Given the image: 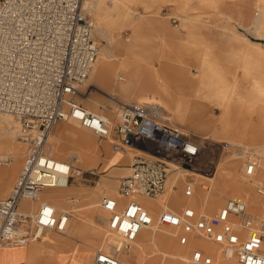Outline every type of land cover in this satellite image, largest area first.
Masks as SVG:
<instances>
[{
    "label": "built area",
    "instance_id": "built-area-1",
    "mask_svg": "<svg viewBox=\"0 0 264 264\" xmlns=\"http://www.w3.org/2000/svg\"><path fill=\"white\" fill-rule=\"evenodd\" d=\"M93 1L0 0V114L16 120L19 140L27 147L16 184L0 200V249L27 246L49 232L65 231L70 212L58 216L46 202L35 214H24L19 208L22 201H40L44 190L66 188L75 176L83 175L46 152L55 126L74 121L92 130L99 145L110 143L115 153H135L130 174L118 185V194L127 202L121 204L109 196L100 202L110 214L108 229L119 237V244L112 253L98 250L91 264H130L120 254L130 251L141 232L151 228L174 229L182 247L193 239L218 245L226 262L264 264V212L251 213L242 199H228L216 214H199L189 206L180 211L163 208L153 215L139 202V198L158 200L169 184L173 192L182 189L185 198H193L199 188L210 193L216 165L210 155L215 148H207L200 137L159 118L153 105L126 104L117 121H112L78 103L79 90L99 54L86 9ZM246 154L244 148L237 149L246 177L252 178L259 162ZM12 162L0 158V166ZM217 261L193 248L188 264Z\"/></svg>",
    "mask_w": 264,
    "mask_h": 264
},
{
    "label": "rangeland",
    "instance_id": "rangeland-1",
    "mask_svg": "<svg viewBox=\"0 0 264 264\" xmlns=\"http://www.w3.org/2000/svg\"><path fill=\"white\" fill-rule=\"evenodd\" d=\"M119 1L121 3H119ZM119 1L96 0L95 2H88V5H86V9L94 25V39L98 44L100 52L102 53L103 48H107L119 54L122 50L132 46L131 51L128 53V58L131 69L137 78L141 75H149L150 71H156L160 74L159 76L162 81L164 79L168 81L171 76L180 77L182 71H185L187 81H190L186 86L190 89L191 93L194 92L193 96H188V98L192 103H195V99L201 101L207 106L208 112L212 113L214 119L217 121H219V116L222 111L221 104L224 102L231 103L234 111V115L230 118L231 124L233 127L241 126V135H226L221 128L219 129V133L210 131L207 132L209 135L204 136V133L195 134L193 131L190 132L198 137L208 136L211 140L228 143L223 145V147L221 146L219 150L215 149V154L210 155L216 163L213 171L215 178L211 181L212 192L216 190L215 182H217L221 176L222 168L230 167L232 168V175L227 177L228 180L238 183L246 182L255 184L253 186V192L261 199H264V158L260 157L259 150L261 149L260 147H264V139L251 141L247 138V131L245 130V125L251 122L253 125H257L258 123L262 124L264 122V111H262V113L260 112L261 109L264 110V38H260V36H264V26L258 30H256L255 27V19L259 15L264 14V0H227L223 2L216 1L214 3H207L203 9V17L193 21H183L180 18L181 13L177 7L171 5V3H166L160 6V16L143 18V30L139 34L134 33L132 30L115 33L114 38L116 41L110 43L106 38L100 37V35L105 36V34L110 33L116 28L117 24L124 20L129 14L126 7V0ZM158 7L159 6L155 9H158ZM138 12L144 14V8L141 6L138 7ZM112 14H114L115 17H113L114 15ZM172 18L177 20L176 24L173 23ZM147 20H153L151 25L146 24ZM139 22L142 23V21ZM238 32L245 35L251 41L260 43L261 45L256 46L247 43L242 37H239ZM244 43L249 44V49L246 48ZM182 48L186 49L185 59L181 57ZM122 58L123 57H121V59ZM165 67L167 68L165 69ZM88 84H84L81 87L80 93ZM151 84L156 87L155 80ZM176 84L177 83L172 85L171 83L169 89H165L167 91L160 90L159 96H141L128 101L139 104H145L147 102L159 103L164 105L165 108L175 115V111L170 110L164 100L165 98H173V100H176L175 89L179 85ZM190 91L185 94H189ZM97 92L99 91H97L96 87H91L89 90V93L95 96ZM198 94L199 97H195V95ZM78 103L85 108L87 107L86 103L79 102V99ZM108 103L109 102L105 100L103 105L107 106ZM118 110L119 109L107 112L104 108H98L95 113L100 114L104 111L107 114L109 113L108 115L111 117L112 121H117L116 114ZM223 115H225V113ZM0 117L4 118L3 121L0 122V134L10 126L11 131L14 133L12 137L0 143V155H6L10 154L7 150L9 146L13 148L15 145L22 143L17 137L16 124L8 117ZM167 119L173 124L178 125L173 117H167ZM219 126L222 127L220 123ZM64 127H72L76 131L85 133L89 137V145L92 149L89 150L88 147L84 148L71 140H63L64 142H61L56 132L58 129ZM81 128L79 124L76 125L71 122H61L57 124L53 129L50 144L55 148L53 151V157L55 159L67 163L71 160L69 164L77 166V163L69 159L76 155L80 161L79 167H83L82 160L84 158L89 160L95 158L93 152L96 149L101 151V154L97 158V168L81 169L76 167L83 172V175L73 178L70 186L71 190L74 192L64 198L63 204L60 206L61 211L59 212L60 214L62 211L70 212L72 222L75 225L81 226L83 229H87V233H90L94 228H99L102 231V240L98 242L97 247L92 251V262L98 250H110L106 243L107 241L113 242L116 236L109 232L108 221L110 214L101 208L100 201L105 195L110 197L117 196L118 179L129 175L130 171L124 168L131 164L135 153L131 151H128V153H115L110 143L99 145L96 135L84 131ZM7 141L9 142L7 143ZM22 146L25 152L20 163V168L10 180L7 192L4 196L0 197V200L10 195L22 170L27 151V147L24 144H22ZM106 147L108 149L107 151L105 150ZM239 147L245 149L247 158L259 159L257 172L252 178L246 177L244 159L236 155ZM48 150L49 148L47 147L46 152ZM116 154H119L120 157L115 165V163H110V159L116 156ZM11 164L9 166H0V168L8 169ZM90 173L95 174L91 175ZM105 184L108 185V187L106 192L103 193ZM112 192L113 194L110 195ZM171 193L175 195L181 193L183 197H185L182 189L178 192L172 191ZM171 193L170 190H168V192L155 201L167 202ZM203 195H205V192L199 188L193 198L198 199ZM232 197L231 195H227L221 205L212 212L207 213L202 211L199 212V214H216L225 205L226 201ZM193 198L185 199L192 202L195 201L192 200ZM89 203H95L96 207L91 209L90 206H88ZM158 205L160 208L164 207L161 202H159ZM182 209L175 210L180 211ZM249 210L251 213H254L251 208H249ZM91 211L96 212L95 216L94 213H90ZM261 212H264V210ZM158 213H160V211L156 212L155 215ZM97 215L103 216L106 221L101 223V225H97L99 224L97 221L98 217H96ZM157 230H168L175 233L172 228H157ZM169 234L170 233H166L165 235L169 236ZM46 235L50 237L51 235L62 236L61 233L55 231L49 232ZM46 235L45 238L43 237L40 241L33 243L48 244L49 238L46 237ZM81 237L83 236L81 235ZM150 239L151 236L147 238V241ZM176 240L177 249L184 248V246H180L178 237H176ZM69 242L71 245H69L70 247H65L63 249L64 252L72 250V248L77 245L75 239H69ZM151 247H155L157 252L149 254L145 251V254H143L144 259H147L145 264H180L172 260L169 256H166V251L163 249L167 248L164 244L157 243ZM79 248L82 250L83 246L79 244ZM85 249H87V247ZM132 251L122 253L120 256L134 263ZM192 251L193 248L190 249L187 254L188 262ZM219 252H216L217 256L215 257L220 256ZM129 254L130 258H127L126 256ZM73 260L77 262V264H81L77 258H73ZM85 262L89 264V261ZM188 262L185 264H188Z\"/></svg>",
    "mask_w": 264,
    "mask_h": 264
},
{
    "label": "crops",
    "instance_id": "crops-1",
    "mask_svg": "<svg viewBox=\"0 0 264 264\" xmlns=\"http://www.w3.org/2000/svg\"><path fill=\"white\" fill-rule=\"evenodd\" d=\"M216 1L223 2L227 0H126L127 2L126 7L129 11L128 16L126 14L127 17L124 20L120 21L117 24L116 28L113 29L110 33L105 34V36L100 35V37L106 38L110 43H114V41H116L114 38L115 33H121L127 30H132L134 33L139 34L143 30V22H144L143 18L146 17L152 18V17L160 16V6L166 3H171V5L177 7L179 12L181 13L180 18L183 21H193L203 17L204 14L203 9L207 3H214ZM119 3L121 2L119 1ZM140 6L144 8L145 11L144 14H140L138 12V7ZM157 6H159L158 9H155ZM113 17H115V15ZM139 21H142V23ZM152 21L153 20H147L146 24L151 25ZM263 26H264V14L259 15L255 19L256 30L262 28ZM238 35L239 37H242V39H244L245 41H247V43H250L251 45H256V46L261 45L260 43L251 41L249 38H247L245 35H243L240 32H238ZM260 38L263 39L264 36H260ZM247 43L246 44L244 43V45H246V48L249 47V44ZM131 48L132 46H129L125 50H122L121 53L119 54L111 50H108L107 48L102 49V53L99 56L94 66L90 83L87 86H85V89L82 90L81 93L79 92V95L77 96L79 102L81 101L82 103H86L87 110L95 113V111L98 108L100 109L104 108L107 110V112H112V110L119 109L117 111L118 113L116 114L118 117L120 108L125 104L132 103V101H128V100L133 98H139L141 96H145V97H151L152 95L159 96L160 90L167 91L171 83L172 85L173 84L175 85V83H177L179 85L176 87V89L174 88L176 100H173V98L170 99L165 98L164 100V102L167 103L169 109L175 111V115H173L162 104L148 103V102L145 103L147 105L154 106V111L159 118L168 120L167 117H173L175 119V122L180 127L186 130L188 129V131H193L195 134L204 133L203 136L209 135L207 132L210 131H213L214 133H219L220 128L223 130V133L226 135H235V136L237 134L241 135L242 133L241 126L233 127L231 124L230 118L234 115V111L232 109L231 103L224 102L223 104H221L223 112L221 111V115L219 116L220 118L219 121L214 119L213 114L208 112L207 106H205L198 99H195V103H192V101L188 98V96H193L194 92L191 93L190 89L186 86L187 84L190 83V81H187L185 71H182L180 77L171 76L170 80L168 81L165 79L162 81L159 76L160 74H158L156 71L153 72L150 71L149 75L140 74L141 76L137 78V76L131 69L130 61L128 58V53L129 51H131ZM185 56H186V49L182 48L181 49L182 59H185ZM121 57L123 58L121 59ZM166 68L167 67H165V69ZM154 80L156 82V87L155 85L151 84L154 82ZM91 87H96L97 91H99L97 92L96 96L89 93ZM188 91H190V93L185 94L188 93ZM196 96L199 97V94L195 95V97ZM105 100L109 102L107 106L103 105V102ZM262 111L264 110L261 109L260 112L262 113ZM224 113L225 115H223ZM100 114L105 115L110 120H112L111 117L108 115L109 113L107 114L104 111H102V113ZM219 123L222 125V127L219 126ZM245 130L247 131L246 133L247 138L251 141L256 139H261V140L264 139V122L262 124L258 123L257 125H253V123L251 122L248 125H245ZM56 135L61 140V142H64L63 140H67V141L71 140L72 142H75L78 145L83 146L84 148L88 147L89 150L92 149V147L89 145V137L85 133L76 131L72 127H64L58 129ZM200 138L205 141V144L207 145L208 148H215L216 150L217 149L219 150L221 149V146L223 147V145L228 144L224 141H216L213 139L211 140L210 137L208 136L200 137ZM260 148H261L259 149L260 157L264 158V147H260ZM7 150L10 154L17 155V157L13 159V163L11 164L10 168L8 169L0 168V197L6 194L10 180L13 178L17 170L20 168V163L25 152L22 144L20 143L18 145H15V147L13 148L9 146ZM105 150L106 151L108 150L107 147L105 148ZM93 154L95 155L94 159L89 160L87 158H84L82 160L83 167H79V166L78 167L81 169L97 168V164H98L97 158L101 154V151H99V149H96L93 152ZM119 157H120L119 154H116V156L110 159V163H115L116 165V163L118 162L117 160H119ZM74 158H77V156L74 155L69 159L73 160ZM68 162H71V160ZM124 169L130 171V165H128ZM231 169L232 168L230 167H225V168L223 167L221 171V176L219 177L217 182H215L216 190L214 192L211 191L210 193H205V195H203L201 198L198 199L193 198L192 200L195 201L191 202L185 199V197H183L181 193L176 195L172 194L171 193L172 184H169L168 190H170L171 193L170 198L168 199L167 202H162V201L159 202H161L165 208H172L174 210L182 209L184 207L190 206L193 207L197 212L203 211L209 213L217 209L221 205L225 197H227V195H231L233 197L237 196L243 198L246 201L248 207L251 208V210L254 212L253 214L256 215L259 214V212L264 210V199H261L253 192V186L255 184H250L246 182L238 183L228 180L227 177L232 175ZM122 178L124 177L118 179V185ZM214 178H211L212 179L211 181H213ZM107 187L108 185L105 184V187L103 188L104 189L103 193L106 192ZM65 190L66 191L59 192L51 196V189H46L43 191L42 195L40 196V201L24 200L22 201L19 210L24 214H35L38 212L41 203L46 202L51 204L53 207H55V209L59 213L61 211L60 206L63 204L64 198L66 196H69L72 192H74L71 190V186H69ZM112 194L113 192L110 195ZM114 198H116L121 204H125L127 202L125 198L121 197L118 194V188H117V196ZM139 201L145 207H147L151 212H153V214L162 210V208H160L158 205L159 202H152L146 199H139ZM88 206H90L91 209L96 207L95 203H89ZM90 213L91 214L94 213L95 216L96 212L91 211ZM96 217H98L97 221L99 223L97 225H101V223H104L106 221V219L101 215H97ZM80 227L81 226L79 225H75L71 220L69 222L67 231L65 233H61L62 235L61 237L54 235H51L50 237L46 235V237L49 238L48 244L33 243L18 248L1 249L0 264H77L71 262L72 250H70L69 252L63 251L65 247H70L69 245L71 244L69 242V239H75L78 245L80 244L81 246H83L81 250V255L77 257V260H79L81 264H87L85 261H89L90 264L91 259L93 257L92 251L97 247L98 242H101L102 240V231L99 228H94L90 233H87V229H85L86 234L88 236L87 239L79 235L78 230L80 229ZM156 232L158 236L164 238L166 236L165 235L166 233H171L170 231L167 230L160 232H158L157 229L145 230L143 233L140 234L138 242L142 244H147L148 242L153 241ZM149 236H151V239L147 241V238ZM173 236H177V235L174 233ZM195 242L198 243V241ZM106 244L110 249L109 251L111 252V242L107 241ZM57 245L62 250H58L56 248ZM85 247H87V249H85ZM212 247L214 246L212 245ZM163 250H165L168 253H172V251H170L169 249H163ZM145 251L151 254L152 252L154 253L157 252V249L155 247H151L150 245H147ZM134 252L136 254V258L135 259L133 258L134 263H131L128 259H126V261L129 262L130 264H140V256L138 254V249L134 248ZM174 254H178V253L174 252ZM210 254L213 256H217L216 250L214 253H210Z\"/></svg>",
    "mask_w": 264,
    "mask_h": 264
},
{
    "label": "bare ground",
    "instance_id": "bare-ground-1",
    "mask_svg": "<svg viewBox=\"0 0 264 264\" xmlns=\"http://www.w3.org/2000/svg\"><path fill=\"white\" fill-rule=\"evenodd\" d=\"M114 1V0H113ZM118 1V0H117ZM87 5H88V3H87ZM101 55V52H100V50H99V54H98V58H99V56ZM98 58H97V60H98ZM97 60H96V62H97ZM96 62H95V64H96ZM95 64H94V66H95ZM94 66H93V68H92V70H91V72H90V76H89V79H88V81L86 82V84H88V82L91 80V76H92V72H93V69H94ZM85 84V85H86ZM81 89V88H80ZM79 92H80V90H79ZM79 95V94H78ZM129 104V103H128ZM126 105V104H125ZM124 106V105H123ZM122 106V107H123ZM121 107V108H122ZM120 108V109H121ZM95 114V113H94ZM96 115H98V116H101V117H104V118H108V117H106L105 115H102V114H96ZM0 116H4V117H8V118H10L11 119V121L14 123V124H16V129H17V137H18V139H19V124L11 117V116H9V115H5V114H0ZM3 119L4 118H1L0 117V122L1 121H3ZM109 119V118H108ZM74 122V121H73ZM74 123H76V124H78L77 122H74ZM14 124H13V126H14ZM56 127V126H55ZM82 129H84V130H86V131H88V132H91V133H93L94 135H95V133L92 131V130H88V129H85V128H82ZM184 129V128H183ZM186 130V129H185ZM186 131H188V130H186ZM15 132V131H14ZM53 132V131H52ZM188 132H190V131H188ZM192 133V132H191ZM13 132L11 131V126L10 127H7V129L5 130V131H2V133L0 134V143H3L4 141H6L7 139H9L10 137H12L13 136ZM193 134V133H192ZM51 135H52V133H51ZM51 135H50V137H49V140H48V145H47V147L49 148V150H51V151H47V154L48 155H50L53 159H55L54 157H53V151H54V146H52L51 144H50V138H51ZM201 140H203V139H201ZM204 141V140H203ZM9 141H7V143H8ZM205 142V141H204ZM53 147V148H52ZM15 157H17V155H13V154H6V155H0V158H2V159H11L12 161H13V159L15 158ZM55 160H57V159H55ZM57 161H61V160H57ZM72 161H74L75 163H77L78 165H79V158L77 157V158H74ZM61 162H65V161H61ZM68 163H71V162H68ZM73 165V164H72ZM78 165L77 166H75V165H73L74 167H78ZM73 174H75V171H73L72 172ZM171 179V178H170ZM70 186V185H69ZM68 186V187H69ZM68 187H66V188H68ZM66 188H51V196H53V195H55V194H57V193H59V192H63V191H66L65 189ZM56 189H59V190H56ZM216 189V188H215ZM43 193V192H42ZM42 195V194H41ZM232 198H239V199H242V200H244L243 198H241V197H237V196H234V197H232ZM139 199H146V200H149V201H152V202H158V201H155V200H151V199H147V198H139ZM63 201V200H62ZM245 201V200H244ZM140 202V201H139ZM246 202V201H245ZM55 208V207H54ZM163 208H165V207H163ZM162 208V209H163ZM56 210V209H55ZM56 212H57V210H56ZM63 212H65V211H63ZM152 214H153V212H152ZM57 215L59 216L60 215V213H58L57 212ZM153 215H155V214H153ZM71 221V219L68 221V223L66 224V227H65V231L64 232H62V233H65L66 231H67V228H68V225H69V222ZM152 230H154V229H157V228H151ZM79 231V235L81 236H83V237H85V238H87L88 239V236H87V234H86V231H85V229H83V228H81L80 227V229L78 230ZM145 231V230H144ZM144 231H142L141 233H143ZM160 231H166V230H158V232H160ZM168 231V230H167ZM171 233L169 234V236H166L165 238L164 237H161V236H158V234H157V232H156V235H155V237H154V239H153V241H151V242H148L147 244H142V243H139L138 242V240L134 243V246H133V248H132V250H130V251H132L133 253V256L132 257H134V259L136 258V254H135V252H134V248H137L138 249V254H139V256H140V264H145V261L147 260V259H144V257H143V254H145V249H146V246L147 245H150V246H154V245H156L157 243H161V244H164L165 245V247L167 248V249H169L170 251H172V253H167L166 252V256H169L172 260H174V261H176V262H178V263H180V264H185V263H187L188 262V259H187V254L189 253V251H190V249H192V248H199V249H202L203 251H204V253H214L215 252V250H216V252L218 251H220L221 249H220V247L218 246V245H215V244H213V243H211V242H206V241H203V240H195V239H193V240H191V242H190V245L189 246H187V247H184V248H178L177 249V240H176V237L177 236H173V234H174V232H172V231H170ZM173 233V234H172ZM139 239V238H138ZM195 241H198V243H196ZM118 244H119V237L118 236H115V238H114V241L113 242H111V252L110 251H107V252H110V253H112L113 251H114V249H115V247L116 246H118ZM212 245L215 247H212ZM56 248L58 249V250H62V249H60V247L57 245L56 246ZM86 248V247H85ZM216 248H218V249H216ZM4 249H9V248H4ZM220 249V250H219ZM1 250V249H0ZM69 252V251H68ZM159 252V251H158ZM174 252H176V253H178V254H174ZM81 255V249L79 248V245L77 244L75 247H73L72 248V251H71V262L72 263H77V262H75L74 260H73V258H77V257H79ZM220 255V256H219ZM219 257H216L217 258V262H218V264H236V263H234V262H226V260L223 258V255H222V251H220L219 252ZM127 258L129 257L130 258V254L129 255H127L126 256ZM126 260V259H125ZM77 261V260H76ZM79 261V260H78ZM162 264H172V263H162Z\"/></svg>",
    "mask_w": 264,
    "mask_h": 264
}]
</instances>
